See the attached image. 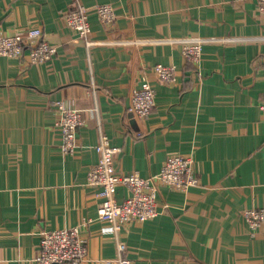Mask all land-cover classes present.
<instances>
[{
    "label": "crops",
    "instance_id": "obj_1",
    "mask_svg": "<svg viewBox=\"0 0 264 264\" xmlns=\"http://www.w3.org/2000/svg\"><path fill=\"white\" fill-rule=\"evenodd\" d=\"M77 1L116 10L114 28L90 15L92 39L132 42L78 40L63 16ZM34 25L57 46L51 60L0 56V264H38L40 230L75 225L88 238L84 264H120L117 239L97 216L98 187L87 184L101 132L120 148L121 173L138 163L142 176L158 174L169 154L183 152L199 177L186 191L160 186V214L120 230L130 264H264V222L253 228L243 216L264 208V12L256 0H0V33ZM193 35L208 39L197 65L184 59L182 42L167 40ZM158 63L174 65L176 81L158 79ZM144 79L156 99L139 119L127 108ZM55 100L86 120L72 155L60 151ZM128 192L119 186L117 200Z\"/></svg>",
    "mask_w": 264,
    "mask_h": 264
},
{
    "label": "built area",
    "instance_id": "obj_2",
    "mask_svg": "<svg viewBox=\"0 0 264 264\" xmlns=\"http://www.w3.org/2000/svg\"><path fill=\"white\" fill-rule=\"evenodd\" d=\"M257 10L264 12V0H256ZM97 14L100 22L107 28H114L117 13L109 2L97 3L93 7L77 1L73 8L64 13V22L77 34L78 40L86 45L128 44L129 39H109L98 41L91 38L92 26L90 15ZM168 41L182 42L181 53L188 62L198 64L202 59L204 44L208 39L199 35L192 37H179L167 39ZM57 46L51 44L43 37V30L38 26L27 27L13 33H0V56L21 57L27 55L30 63L47 62L54 57ZM27 52V53H26ZM156 77L163 82L176 81V67L163 63L152 67ZM155 88L153 84L144 79L138 87L133 88L128 111L134 113L139 119L149 117L155 106ZM259 110L264 113V89L259 101ZM53 108L56 112L55 126L60 133V151L65 155L73 154L78 147L77 130L86 123L82 109L74 104L62 100H55ZM101 123H99V127ZM97 161L91 165L88 172L87 184L98 187L96 192L100 198L97 216L108 223V230L117 239L120 264H130L131 260L123 257L127 250L126 242L119 237L120 230L130 221L145 222L155 218L161 212L157 195L160 186L165 185L174 190L186 191L199 183L195 171L194 157L189 153H172L163 161L158 174L142 176L138 163L133 171L121 173L115 166L116 156L120 148L112 145L110 138L101 132L96 145ZM119 186L128 188L127 196L118 201L116 193ZM168 204H162V209ZM243 216L250 227L258 228L264 222V208L251 206L244 209ZM89 222V220H87ZM87 223V222H86ZM38 264H84L88 251V238L83 235L80 225L71 227L42 228L39 232Z\"/></svg>",
    "mask_w": 264,
    "mask_h": 264
}]
</instances>
